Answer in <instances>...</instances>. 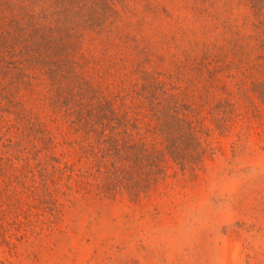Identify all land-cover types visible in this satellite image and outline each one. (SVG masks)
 Wrapping results in <instances>:
<instances>
[{
	"label": "rangeland",
	"instance_id": "374dc122",
	"mask_svg": "<svg viewBox=\"0 0 264 264\" xmlns=\"http://www.w3.org/2000/svg\"><path fill=\"white\" fill-rule=\"evenodd\" d=\"M0 264H264V0H0Z\"/></svg>",
	"mask_w": 264,
	"mask_h": 264
}]
</instances>
